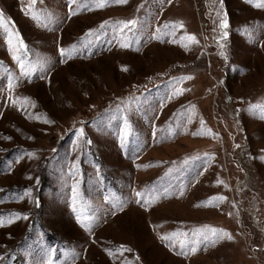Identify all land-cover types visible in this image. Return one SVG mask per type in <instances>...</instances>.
I'll return each instance as SVG.
<instances>
[{
	"label": "rangeland",
	"instance_id": "obj_1",
	"mask_svg": "<svg viewBox=\"0 0 264 264\" xmlns=\"http://www.w3.org/2000/svg\"><path fill=\"white\" fill-rule=\"evenodd\" d=\"M100 2L0 0V264H264V0Z\"/></svg>",
	"mask_w": 264,
	"mask_h": 264
},
{
	"label": "snow or ice",
	"instance_id": "obj_2",
	"mask_svg": "<svg viewBox=\"0 0 264 264\" xmlns=\"http://www.w3.org/2000/svg\"><path fill=\"white\" fill-rule=\"evenodd\" d=\"M72 2L73 3H75L76 2V0H72ZM113 2H115V3H119V4H125V3H127L128 2V0H113ZM169 2H171V0H169ZM32 3H35V0H32ZM98 6L99 7H104L105 6V3H104V0H101V2L98 4ZM257 6L258 7H264V3H260V4H257ZM31 10V9H30ZM35 18V17H34ZM4 24V20H3V15H2V13H0V26H2ZM135 24H136V21H128V22H126L125 23V27H129L130 25L131 26H135ZM227 20L225 19V20H222L221 21V24H220V27L222 28V29H224V28H227ZM6 31H7V29H5ZM8 35H9V43H11V38H12V36L14 35L13 33H8ZM224 36L226 37L227 36V33L225 32L224 33ZM16 40H17V42L19 43V45H20V48L21 49H23L25 46L23 45V41L19 38V36L18 35H16ZM189 40H191V41H193V42H198V41H196V38L194 37V36H189V37H187ZM123 47H127V45L125 44V45H122ZM61 51V54L62 55H65L66 53H65V50L64 49H61L60 50ZM222 55H223V53H222ZM15 59H19V57H14ZM141 195V193H137V196H140ZM181 195H183V193H181ZM18 215V214H17ZM25 219H27V217H24ZM3 225V220L2 219H0V226H2ZM83 226L84 227H86L88 230H90V228H91V222L90 221H87V219L85 218V222L83 223ZM208 231L209 232H211L212 233V235L214 236V237H217V238H219V236H218V232H222V230H217V229H208ZM203 235V234H202ZM223 235L224 236H228V238L229 239H231V236H229L226 232H224L223 233ZM165 238H167V237H165ZM204 238L205 239H207V236L206 235H204ZM212 243H214L215 242V240H213V241H211ZM195 251H197V249L196 248H191V252H195Z\"/></svg>",
	"mask_w": 264,
	"mask_h": 264
}]
</instances>
